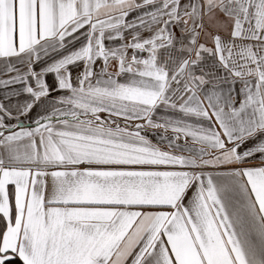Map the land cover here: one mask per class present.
<instances>
[{
  "label": "snow or ice",
  "instance_id": "snow-or-ice-1",
  "mask_svg": "<svg viewBox=\"0 0 264 264\" xmlns=\"http://www.w3.org/2000/svg\"><path fill=\"white\" fill-rule=\"evenodd\" d=\"M0 264H264V0H0Z\"/></svg>",
  "mask_w": 264,
  "mask_h": 264
}]
</instances>
